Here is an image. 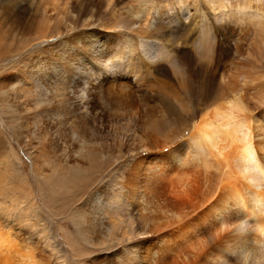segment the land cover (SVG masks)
Listing matches in <instances>:
<instances>
[{
    "label": "bare ground",
    "instance_id": "obj_1",
    "mask_svg": "<svg viewBox=\"0 0 264 264\" xmlns=\"http://www.w3.org/2000/svg\"><path fill=\"white\" fill-rule=\"evenodd\" d=\"M105 1L107 24L93 15L74 16L84 26L78 66L71 63L78 50L71 36L56 33L55 28L49 37L40 36L30 45L50 50L46 63L39 54L24 62L9 56L6 63L8 49L0 45V125L24 126L28 134L23 135L36 141L35 128L55 119L78 139L70 161L74 164L58 165L52 158L41 162L47 170L39 177L51 195L90 181L96 169L100 176L116 171L111 186H96L86 194L81 205L87 208L79 207L77 214L85 244L100 247L106 262H114L122 251L125 256L119 264H264V0H134L133 9L127 4L123 16L116 14L120 0ZM57 2L43 6L41 15L50 24L58 17L53 14H69L70 7L60 9ZM184 11L189 13L186 25L180 18ZM171 23L178 29L166 31ZM134 25V36L141 42L127 32ZM52 38H57L55 44L49 43ZM147 39L163 42L169 51L164 57L165 52L158 53L159 75L173 81L160 61L177 65L171 69L175 77L178 70L187 72V91L177 92L172 84L160 81L157 95L134 98L124 77L114 71V81L102 90L114 109L107 118L115 125L130 124L133 142L119 144L107 154L95 152L85 137L91 133L88 120L105 121V113L92 92L84 105H68L69 101L81 80L106 61L127 62L126 67L140 71V56L150 58L156 51L146 45ZM55 48L68 58L63 65L55 62ZM132 52L137 65L131 61ZM8 66L17 69L6 72ZM150 99L155 101L152 105ZM17 103L25 110L23 116ZM155 121L158 129L150 125ZM46 142L48 155H57L60 150ZM104 159L109 164L101 168ZM105 221L111 222L107 226ZM37 223L26 226L35 228ZM3 228L0 264H50L44 254L32 253L31 237L17 241L9 231L12 227ZM89 231L100 236L90 239ZM42 232L49 258L55 256L62 264L65 252L54 225L44 222ZM83 255L82 251L74 255L78 264Z\"/></svg>",
    "mask_w": 264,
    "mask_h": 264
},
{
    "label": "rangeland",
    "instance_id": "obj_2",
    "mask_svg": "<svg viewBox=\"0 0 264 264\" xmlns=\"http://www.w3.org/2000/svg\"><path fill=\"white\" fill-rule=\"evenodd\" d=\"M49 1L50 0H0V45H6L5 48L8 49L7 53L9 54H6V56H8V59L5 60L6 63L11 61L9 59V56H16V61L24 62L27 61V59H29L30 57H34L37 54H39L37 56L42 55V58H40L43 59L46 63L47 60L51 59V55H48L50 50L43 49L40 51L39 48H33L30 47V45H32L40 36L48 35L49 37L51 35L50 29L55 28L56 33H63L64 35L71 36L70 38H72L71 40L73 44L78 49L75 50V53L71 57V63L78 66L81 61L80 59L82 53V51H80V46H82V38L79 34L84 29V26H81V23L75 20L74 16L89 17L93 15L96 20H103L102 22H104V24H107L106 20L108 21V19L105 18L104 15V11L106 9V1L104 2V0H57V4L59 5L58 8L61 9V7L63 6L70 7L68 10L69 16L63 15L61 11L58 14H53L54 16L58 17H53L51 24L49 23V21H46V19H44L41 15L44 7L48 6L47 3ZM120 2L121 0L116 7V14H118L119 16L120 14L123 16V13L126 11L124 7L127 4L131 8V10L135 6L134 0H123V2ZM132 13H134V11H132ZM188 14L189 13H187L186 15V12L184 11L180 16L185 25L187 24L185 23V21H188L189 19ZM61 17H65V20L61 21ZM134 20L135 19L133 18L132 21ZM69 23H71V27H68ZM171 24L172 26L169 25L170 28L167 27L166 31L173 32L178 29L179 26L177 24ZM110 27L111 25L109 27L106 26V28H108L107 30H109ZM45 29L49 30L43 31ZM131 29L132 31L127 32L130 37L136 39L134 33L137 30V27L134 25ZM135 41L141 42L138 39H136ZM56 42L57 38H52L49 41L50 44H55ZM147 42L148 44L146 45L152 48H156V51L151 54L150 58H148L149 56H140L142 60L140 63L141 67H139L140 71L137 72L135 68L133 69L129 65L128 67H126L127 62L120 63L118 61L111 60L113 61V63H111V61H106L104 67H100L98 65V68H95L94 75L88 76V79L81 80L79 84L80 87L76 89L77 94L72 96V99L69 101L68 105L73 102H81L82 105H84L85 102H87V99L90 97V92H92V94L96 97L97 104H99L98 109L105 113L106 118L107 115H112L114 109L109 105L105 96L102 95V90L106 88V86H108L106 85L108 84V82L114 81L113 78L115 77V75L112 74L114 71L121 74L120 76L117 74L119 77H124L126 81L123 80L125 82V84H123L126 85V90H130L133 94L135 93L134 98H137L138 95H144L146 97H153L154 95H157L158 91L160 90L158 86V83L160 81H163V84H167L169 86H171L172 84L173 87L171 86V88L175 87L174 90H176L177 92L187 91L186 89L188 82H186V77L188 76V74L187 72L185 73L184 70L180 72L177 69L178 73L176 74L177 77H175L171 67L176 68L177 65H174L173 63H167L166 61H160L162 62V65L160 67L163 68L164 72H168L171 77H174L173 81H169L168 79H165L164 77H161L159 75L158 53L163 55L165 52V54L163 55L164 57L169 52L164 48L163 45H161L163 44V42L158 43V41H152L150 43L149 40L146 41V43ZM133 43L135 44V42ZM158 44H160L161 46L159 47ZM142 49H144V47ZM59 50L60 48L53 49V55H57L58 57L55 60L56 64L58 63L57 65H63L64 63H66L68 58H62L60 56ZM133 54L134 53L132 52L131 61L132 63L136 64L137 61L134 60H136L137 57ZM153 58H155L156 60H154ZM19 66V64L15 65V67L17 68ZM180 66L179 68H181ZM13 67L14 66H8L6 68V72H13V70L17 69L14 68L12 70ZM105 69L108 73L105 72ZM168 70L171 72H169ZM96 72L100 75H98ZM50 82L52 83L53 81ZM50 82H48V85H46V88L48 90H44L46 91V94H49L48 91L51 87L49 86ZM168 82L171 83L168 84ZM102 83H104V85ZM136 91H138L139 93ZM102 96L104 97L102 98ZM149 101L148 102L151 105L152 102H155L152 99H150ZM17 105H20V107H16L15 104V108H17L18 114H24L25 110L23 109L22 104L17 103ZM82 110L83 112L81 115L83 117L86 114V110L85 108H82ZM143 110H145V107H143ZM52 117L59 118L61 117V115H59L58 113H52ZM154 118L155 117H153V119ZM88 121L89 127L87 132L91 133H86L85 137L86 139L89 138L91 142L89 146L92 144V147H90L94 149L95 152L99 151L100 153L107 154L109 150L118 148L119 144L121 145L124 143L126 145H131V142H133V128L130 124L126 126H124V124L115 125L114 123H112L110 118H107L105 121L100 118L97 120L92 119L91 121V119L89 118ZM46 122L48 124H39L35 128V131L38 132L36 141L31 137L28 138L24 136L28 134V129L24 128V126L18 129V125H16L15 127H9L5 124L0 125V226L2 225V227H4V230L12 227L11 230L9 229V231H11L12 234L15 235L14 238L17 239V241H19L18 239L20 238L26 240L28 237H31L30 243L32 253L34 252L33 254L35 256L44 254L42 258L48 257L50 264L61 263L59 262L60 260H58L54 255L51 260L47 253L48 243L42 232V225L47 221L54 225L56 234L61 239L65 252V260L62 264H78L77 260H75L76 258L74 255H76V252L81 251L86 255L78 257V260L80 259L82 263L86 261L87 264H119L121 260H124L123 257L125 256L121 255V253H125L120 251V255L117 256L119 259H116L117 257H115L114 262L111 263L103 260L104 251L100 247H97L95 245L87 246L85 244L87 242L80 232L81 228L79 225V221L77 220V214L79 212L78 208H87V206L83 207L81 205L87 197L86 194L91 195L96 186L105 187L108 184H112V181L115 179L114 177H116L117 175L116 171L110 169L107 174L103 173L100 176V170L97 171L96 169V173L92 175L90 181L84 184H77L76 187H73L66 192L61 191L55 193L54 195L49 194L46 185L41 181L39 177L40 173H43V171L47 170V167L41 162L52 158L54 160V163H57L58 165H66V162L68 161L70 163L73 158V152L77 150L76 146H78V142H76V140L78 141V139H75L76 137L73 139V137H71L72 135L68 132L69 130L62 124L55 121V119ZM0 124L2 123L0 122ZM150 125L155 129H158V121L152 122ZM166 128L167 127H162L164 131H166ZM27 139H30V141H28ZM46 141L52 142L55 145L56 149L60 150L57 155L55 154L56 157L48 155L47 152H49V149H47ZM26 151H28V153ZM69 151L71 152L70 154ZM67 154H69V156L71 155L70 159H68L69 156ZM34 155L35 159L32 160V156ZM103 162H105V164H103ZM100 163L101 168H104L105 166L107 167L109 164L108 162L106 163L105 159ZM70 164L74 163L71 162ZM45 173L46 171L43 174ZM111 175L114 179L110 178L112 177ZM97 183L99 184V186ZM106 183L108 184L106 185ZM80 212H82L83 215L86 213V211ZM36 221H38V223ZM92 222L94 223L95 221ZM110 222L111 221H105L107 226L110 224ZM36 223L37 225L35 228L26 226V224L33 225ZM21 225L23 228L22 230H19V227ZM94 234H98L97 236H100L99 232L90 233L89 231L88 237L90 239L97 238V236L95 237ZM37 252H39V254Z\"/></svg>",
    "mask_w": 264,
    "mask_h": 264
}]
</instances>
